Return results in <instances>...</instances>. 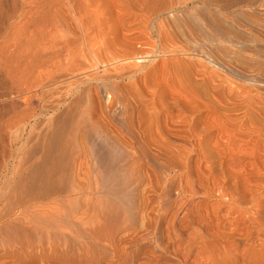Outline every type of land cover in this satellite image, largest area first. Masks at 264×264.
Here are the masks:
<instances>
[{"label": "bare ground", "instance_id": "bare-ground-1", "mask_svg": "<svg viewBox=\"0 0 264 264\" xmlns=\"http://www.w3.org/2000/svg\"><path fill=\"white\" fill-rule=\"evenodd\" d=\"M173 1L142 0V10L148 17L168 16L174 11L182 17L190 9L189 5H198V8L200 6L203 13L207 14V17L205 16L207 20H204L206 21L204 26L202 25L203 20L201 21L200 25L204 29L202 31L199 27L201 30L199 32L203 33L199 35L204 36L203 38L208 41L205 47L209 44V56L211 54L212 59L214 56L217 60L220 59V64L222 59H226L223 57L227 49L231 47H225L227 46L226 42L230 45L238 43L239 49L247 45L246 41L248 40L243 37L240 38L243 39L240 41L238 37L235 38L236 36L231 35L228 29L229 25H226L231 18L228 22L224 18L222 22L219 19L226 15L238 14L240 11L242 16L243 10L240 9H244L243 7L252 8V6L264 5V0ZM109 2L93 0L90 4H86V0H0V264H164L162 261L167 257L178 258V248H176L178 245L175 247L176 250L172 249L173 251L169 252L166 251V247L170 244L173 236L176 238L183 236L181 228L177 226L178 217L181 215L186 221V226L190 228H195L194 218L212 224L215 219L228 217L230 220H227V224H230L231 229L227 231L222 228V230L228 235H226L227 237L238 243L240 241H243L241 242L243 244L251 242L252 246L257 241L256 244L260 249L251 248L254 260L248 262L249 264H259L261 261L259 255L261 251L264 253V239L261 238L264 235L263 143H254L247 135L249 139L242 138L245 145L237 147L238 153H249L252 158L253 169L252 167L248 168V165L249 171L263 176L261 181L249 180L246 175L247 169L237 166L239 161L237 157L231 159L232 154H228L230 157L226 154L221 156L222 153L213 150L218 146V137L222 136L223 141L226 139V137L223 139V135L230 128L227 126L226 119L221 115L211 118L209 112L205 114L207 111L204 109L205 103L203 104L201 100L197 99L198 95L190 96V93H187L181 85L168 84L164 86L165 78L161 80L160 77L159 80L151 77L153 72L159 71L162 66L165 67L164 63L169 57L164 63L163 61L159 63L161 66L155 63V60L165 58L167 54L157 55L154 53V55L143 56L145 51L141 48L142 54L138 52L140 49H137L138 51L133 49L134 52L127 51L122 59L116 53L114 57L117 56L119 59H116V63L114 58L115 64H113L117 65V67L113 66L114 69L108 70L110 67L103 65V67L99 66L92 70L91 67L97 62L92 65L91 61H88L89 58L83 59L85 57L84 47H81V53L77 52L80 50L77 47L74 49H78L75 51L78 53H76L77 55L72 53L74 50L71 52L69 49L70 56H63L64 58H59L56 62L47 63L49 49L73 46L71 44H73L74 38L79 35L77 33L80 32L84 37V33L89 32L84 30L88 27L93 29L92 23L97 24L98 22L99 24V20H103V22L119 20L127 15L116 12L115 8L117 7ZM243 13L245 14L246 11ZM239 17L238 19L241 20L242 18ZM104 23L106 24V22ZM104 23L102 24L105 26ZM103 25H99V29L102 30L103 28L100 26ZM177 28L179 31V27ZM91 29L89 28V30ZM104 29L103 31H106ZM108 29L112 28L108 26ZM122 29L121 27L120 30ZM95 32L91 31L94 35L99 30ZM102 33L100 34L102 35ZM182 33L181 36L184 35ZM85 34L87 39L88 33ZM192 34H197V32ZM136 35L126 36L127 40L123 37V41L119 36L120 41L118 42L122 41L121 46H126L127 42L131 44V41L141 37V35L138 37ZM79 38H76V41ZM111 40L113 39L111 38ZM147 40L151 41V38ZM147 40L145 44L144 41L140 42L144 45L154 43L150 44ZM206 40L202 42H207ZM244 40L245 42H243ZM84 41L86 40L84 39ZM173 41L171 42L173 43ZM138 42L136 43L138 44ZM77 45L80 46V44ZM142 45L141 47H143ZM162 45L164 46V44ZM38 47H41L40 53ZM224 47L226 51L223 50ZM97 48L99 49L98 46ZM55 49L53 53L59 52ZM98 49H96L97 52ZM149 49L151 48L148 47ZM94 52L96 54V51ZM136 52L142 56H137ZM204 52L203 50L202 53ZM60 53L62 51L59 52V55ZM79 53L83 54L82 58L81 55L78 57ZM105 53L107 54V51ZM110 53L109 50L108 54ZM56 55L53 56L56 58L58 56ZM90 56L95 60L94 53L88 57ZM106 57L108 58V55ZM148 57L147 62H151L147 63L146 67L148 68L143 74L144 78L141 77L142 85L140 83L141 87L137 88L136 81L131 80L137 71L135 68L137 64L135 66L134 64L142 62L141 58ZM231 59L229 58V60ZM229 60L227 62L224 60V62L228 63ZM233 62L230 63L234 70L236 68L235 64L233 66ZM239 72L244 73L241 69ZM163 74L165 75V73ZM249 75L247 74V76ZM257 78L255 76L253 79L260 82L259 86L261 85L263 90L264 81ZM125 80H129L126 85L122 83ZM63 87L64 89H62ZM93 89H107L106 91L111 92L112 96H109L110 100L108 99L106 102L108 105L102 106L97 103L98 106H94L92 93L95 92H92ZM156 102L165 111H163V120L158 118L157 120L165 124L166 130L168 127V132L163 131L161 135L156 132L158 137L157 135L155 137L157 138L151 137L152 133L146 126L151 123V120L153 121V117L145 118L147 116L145 114L148 113H145L146 110L154 111L156 109ZM39 105L44 107L42 110L46 109L47 111H45L52 115L48 116L50 118H47V122H45L48 129L45 133L42 130L44 134L40 136L43 139L41 140L44 146L42 148H46L45 145H48L46 151H43L44 154H40V161L37 154L38 151L40 152L38 148H41L42 145L40 146L39 137L35 132L40 114L37 112ZM212 128H216L218 135L213 134ZM240 131L243 133L242 130ZM159 132L161 133V131ZM227 134L226 136H228ZM231 136H234L233 132ZM219 144L217 149L223 145ZM224 144L226 149H229L227 147L231 149V144V146H227L226 142ZM169 145L187 149L189 154L197 150L196 160L188 158L187 153H179V159H175L169 151L164 150L165 146L170 148ZM153 146L160 147L159 150H152L164 160L161 158V161H158L154 155L152 157L150 154L142 152L144 154L142 161L139 160V157H135L136 155L130 156L129 153L124 152V149L130 148L138 153L142 149L148 147L150 149ZM112 152L116 153L115 161L114 157H111L113 155L108 160V155ZM226 156L230 158L229 161H226ZM85 157H92L97 161L98 165L96 168L94 167V171L96 174L99 173V178L97 176L93 178L87 174L81 175L84 166L80 160L81 158L86 160ZM112 159L113 161L110 162ZM197 161L199 164L196 167ZM114 162L121 164L116 166ZM140 169L148 171L152 169V173H155L158 180H156L158 188L152 184L153 181L145 171L147 174L144 178L146 181L148 180L149 189L139 190L142 181ZM119 170L124 172H122L124 176L121 175L124 177H122L123 179H118L112 174L117 172L118 175ZM175 180L178 181V193L180 192L182 196L188 193L191 196L186 198L188 202L192 203L195 200L194 196L201 193H216L215 200L217 202L212 205L208 204L205 208L195 203L189 208L184 207L183 211L180 208L182 213L179 212L180 209H177L175 216L170 219L169 211L173 209L171 204L174 202H172V184ZM118 185L120 187L116 188ZM163 222L167 223L165 228V225L163 228L160 227ZM253 228L255 230L252 235ZM205 230L203 231L205 232ZM218 231L216 232L218 233ZM219 234L216 235L219 236ZM187 237L188 240L199 239V236L197 238L194 234H188ZM190 242L189 244H191ZM140 258L141 260H139ZM198 259L200 258L195 257L193 261Z\"/></svg>", "mask_w": 264, "mask_h": 264}, {"label": "rangeland", "instance_id": "rangeland-1", "mask_svg": "<svg viewBox=\"0 0 264 264\" xmlns=\"http://www.w3.org/2000/svg\"><path fill=\"white\" fill-rule=\"evenodd\" d=\"M92 1L93 0H86V4H90V2H92ZM103 1L104 2H109L110 1L109 3H112L113 5H115L117 7V8H115V9H117L116 12H122V13H125L127 15L125 17L119 19L120 21L118 19H113V21L110 20L111 22L109 20H107V21L105 20L104 22H106V24L103 22V20L102 21L99 20V24H98V22H97V24H95V22L92 23L91 26H93V29H91L92 27H88L87 28L88 30L87 29L84 30V31H89V32H85V33H88V36H89V37L87 36V39L88 40L85 38V36H86L85 33H84V37H82L83 35L80 32H78V33L76 32L79 35H77V34H76L77 36L75 35L76 37L74 38V41L76 42V44H80V46L79 45L76 46L75 42L73 41V44H71L73 46H70L71 48L70 47L67 48L68 46H65V48H63V49H68V50H63L62 48H57V49L54 48L56 51L57 50L59 52L62 51V53H60V55H59V52L53 53L54 52V49L53 48L49 49V51H48L49 57L47 55V59H46V60L49 59V61L47 63L56 62L59 58H64V57L70 56V53L75 48H77V47L80 50H78V49H76V50H78L77 52H80V53H81V47H84V56H85V57H83L82 56L83 54L81 55L79 53L78 57H80V55H81V58L83 57V59L84 58L85 59H88L89 58L88 61H91L92 65H93V63H96L97 62L96 65H93L91 67L92 70L95 69V68H97V67H99V66H102L103 67V65L105 67H108L109 66L110 68L108 67L109 68L108 70L114 69L113 66H116L117 67V65H114L115 64L114 63L115 62L114 61V58H115V60L116 59H119V58L122 59L125 56V53L127 51L130 50V51H133L134 52L133 49H135V51H136L137 49L139 50L141 48L143 51L147 52L146 54L144 52L143 53V56L144 55H148V54H150V55L153 54L154 55V53H156L157 55L158 54L159 55H166L167 54L165 58H162L163 60L162 59H159V58H157V60H155V63H158V65L161 66V64H159V63H161V61H163V63H164L165 60L169 57L168 59L170 61L167 59V61L164 63L165 64L164 65L165 66L164 67L165 69L162 66L161 69H164V70L161 71V69H160L159 71L153 72L151 77H154V79H159L161 77V80H162V78L163 79L165 78L166 80L165 79L163 80V81H165L164 82L165 83L164 86H167L168 84L169 85L170 84H175V85H179V86L181 85L182 87H184L183 89L185 91H187V93H190V96H193L194 97V96L198 95V96H196L197 99L198 100H201V102L203 104L205 103V108L204 109L207 110V111H205V114H208L207 112H209V116L211 115V118H212V116H213V118L220 117V115L223 116L226 119V122L228 124L227 126L230 127V128H232L231 130H230V128L227 130L226 134L228 133L227 134L228 136H226V134L223 135V139L226 137V139H224V141L226 142V145L227 146H231V145L233 146V147L231 146V149H230V147H227V148H229L232 151H230L229 149H226V147L224 146L225 145L224 144L225 142L221 139L222 136L221 137H218L219 138V143H221V145L223 144L222 147L220 146L219 147L220 149H217L218 146L220 145L218 143V146L215 147L213 150L216 151V152L218 151V152L222 153L221 156H223L224 154H226V155H228V154L231 155L232 154L231 155V159H234V157H237L239 159V161L241 160L240 162L239 161L237 162V166L238 167H245L247 169V173H246V171H245V173H246L248 179L249 180H256L257 179V180L261 181L263 179V176L257 175L256 173H254V171H249V169H248V168L251 169V167L253 169V165L251 163L252 162V158H250L249 153H247V154H243L242 152L241 153L240 152L238 153L237 147H240V146L245 145L244 144V141H242V138H244V137H246V139H249L250 138V140H252L254 143H257V144H262L263 143L264 144V89L262 90V88L260 87L261 85L259 86V83L260 82H256V81H254L255 79H253V78H255V76H257L259 78V80L264 81V48H263L264 47V5H257L256 7L255 6H252V8L251 7H248V8L247 7H243L244 9L241 8L240 10H243V12L246 11L245 14H247V16H245V14L242 12V14L244 15V16L242 15L243 16L242 17L241 16V11H240L239 12L240 14L239 13L238 14H235L236 16L234 14L233 15H230V16L229 15H226L228 17L224 16V17H221V19H219L222 22V19L224 18L225 21L228 22V20L231 18L229 22L232 25V27L229 24V22L228 23L225 22L226 25H229L228 26V29H229L231 35L233 37L236 36L235 38L238 37V39L240 41H242L243 39H245V40L247 39L248 41H250V42L246 41V44L247 43L248 44L245 45V46H242L239 49H238V47L240 45L238 43L237 44L236 43L235 44L231 43L232 45H230V43L226 42L227 43V46H225V43H223V45L225 47H227V48H229L230 46L231 47L232 46L235 47V48L234 47H232V48L230 47L229 49H227V51H226V48L224 47L223 50L226 51V54L223 57V58L226 57V59H224V60L227 62L229 60V58L231 59L234 56L237 58V60H236V58H232L231 60H229L228 63H226L222 59V61L224 63L221 61V64H220V59L219 58H218L219 60H217V58L215 56H214V59H212V55L211 54H210L211 57L209 56V53H210L209 44L207 45V47H205L206 46L205 44H207L208 41L205 38H203L204 36L201 37V35L203 33L202 32H199L202 29H204L203 26L205 25V22H206L204 20H207L206 19V17H207L206 15L207 14H205V12L203 13L202 8L200 6L198 8V5H195V6L194 5H189L190 7H188V8H190V9H188L187 12H186V14L184 16H182V17H181V15L176 14L175 13L176 11H174L173 14H168V16L162 15L160 17L159 16H157V17H148V15L144 13V10H142V4H143L142 3V0H103ZM171 1H173V0H171ZM176 1L177 0H175V2ZM203 14H204V16H202ZM239 15H240V17H239ZM225 17L228 18V19H226ZM238 17L239 18H242V19L240 20V19H238ZM179 18L180 19H183L184 21H181ZM172 19H173V21H172ZM246 22H249V23H246ZM102 23H104L105 26ZM159 23H160V25H159ZM201 23H202L203 26L200 25ZM153 24H154V26H153ZM99 25H103V26H100L103 29L106 27L105 28L106 31H103V29L102 30L99 29ZM108 26H109V28L111 27L112 29L111 30L108 29ZM163 26H164V28H163ZM94 27L97 29V31L99 30L98 33H96L97 31L95 32V28ZM121 27L123 28L122 30H120ZM177 27H179V31L180 32L178 31V28ZM199 27H200L201 30L199 29ZM89 28L91 30H89ZM107 29L110 30V31H108ZM117 29L119 30V32H117L118 31ZM172 29L174 30L175 33L173 32ZM196 29H197V31H196ZM115 30H117V31H115ZM91 31H92V33L95 32L96 34L93 35L91 33ZM169 31H170V33H169ZM196 32H197V34H194V35L192 34V33H196ZM100 33H102V35ZM112 33L115 35V37H113L114 35ZM127 33L128 34H131V35H128ZM168 33L170 34V36H169ZM181 33L184 34V35H182L183 37L181 36ZM200 33H201V35H199ZM136 34H138L139 36L141 35L140 38H137L138 40L131 41V44H130V42H127L125 44L126 46H121L120 43H122L123 37H125L126 40H127V37L134 36ZM146 34L149 37H146L147 36ZM96 35H98V36H96ZM138 35H136V36L138 37ZM142 35H144L145 38H144V36L142 37ZM78 36L79 37L81 36V38H79ZM92 36H94V37H92ZM117 36H118V38H117ZM119 36H120V39L122 38L121 39L122 40L121 42H118V41H120ZM184 36L186 38H188V39H186ZM70 37L73 38L72 36H70ZM168 37L170 39L175 37L173 39L174 41L172 39L170 40ZM76 38H79V40L76 41ZM111 38L113 40H111ZM142 38H144V39H146V38L147 39H150L151 38V41L152 42L151 41H148L147 39L146 40L150 44L154 42L152 44L154 47L152 45H144L146 40H144ZM200 38H201V40H200ZM202 38H203V40H202ZM240 38H243V39H240ZM81 39H83V41L85 39L86 41L83 42V41H81ZM204 39L207 42H202V41H205ZM165 40H167L169 42H167ZM245 40L243 42H245ZM88 41H89V43H88ZM138 41L139 42L140 41H144L143 42L144 44L142 42L139 43ZM171 41H173V43ZM136 42H138V44ZM98 43H99V45H98ZM110 43H112V44L110 45ZM117 43H119V44H117ZM132 43H133V45H132ZM161 43L164 44V46ZM88 44H90L89 45V48H88ZM95 45H96V47H95ZM141 45L143 47H141ZM159 45H162V46H159ZM199 45H201V46H199ZM235 45H237V46H235ZM97 46L99 47V49H100L101 52L99 51V49L97 48ZM106 46H107L108 49L105 48ZM146 46H148L149 48H151V49H149L151 52L148 50V47H146ZM165 46H166V48H164ZM90 47H91V50H90ZM131 47H132V49H131ZM160 47H161V49H160ZM186 47H188V48H186ZM201 47H202V51L203 50L205 51L204 53H202ZM38 48H39V53H40L41 47H38ZM86 48H88V49H86ZM144 48L145 49L147 48V49L145 50ZM162 48H164L163 49L164 51L162 50ZM69 49H70V51L71 50L72 51L70 52ZM85 49L87 50V52H86ZM96 49H98L99 55H98V52H97ZM141 49L139 51L138 50L137 51L142 54L143 51L141 52ZM76 50H74L72 52L75 55L78 54L77 52H75ZM82 50H83V48H82ZM104 50H105V52L107 51V54L104 52ZM109 50L111 52L110 54H108L109 53ZM228 50H229V52L232 51V50H234V51H232V52L229 53ZM88 51H90L89 52L90 54L88 53ZM94 51H96V54L98 56L97 58H96V54H95ZM92 52L95 55V60H93L92 56L88 57L89 55L93 54ZM138 52H136L137 56H142ZM162 52H164V53H162ZM102 53H105L106 56L108 55V58L105 56V54H102ZM116 53H117V56H120L119 58L117 56L114 57L116 55ZM119 53H121V54H119ZM122 53H123V56H122ZM236 53H237V55H236ZM55 54L58 55V56L56 55L58 58L57 57L55 58V56H53ZM86 55H87V57H86ZM100 55H103V56L100 57ZM204 55H205V57H204ZM238 57H239V60H238ZM241 57H243V58H241ZM50 58H51V60H50ZM110 58H111V60H110ZM141 59H142V62H136L134 64V66L137 64L136 67H135L137 69V71L133 75V78H131V80L133 82L136 81L135 83H136V87L137 88H140L141 87V85H142V82L141 81H143L142 78H144V75L143 74H144V72H146V69L148 68L146 66H148V64H150V62H151V61L147 62V59H149V57L146 58V59H144V58H141ZM215 59L217 61H219V62H217ZM252 59H254V60H252ZM159 60H160V62H159ZM106 61H109L110 64L111 63L112 64L114 63V64L113 65L111 64L112 65L111 66L110 64H108L109 62L107 63ZM231 61L232 62L234 61L232 63L233 66L235 64L234 67L236 69H234V70L232 69V66H231V63H230ZM235 61L236 62H240V63H237V64L238 65L240 64L241 66L239 65V67H237L238 65L236 64ZM242 62H244V63H242ZM116 63H117V60H116ZM227 64H229V65H227ZM237 68L241 69V71L244 72V73L241 74L239 72V69H237ZM40 70H42V69L40 68ZM138 70H139V72H140L141 75L139 74ZM162 72L165 73V75ZM247 74L248 75L249 74H252L253 76L254 75L255 76L253 77V76L249 75V76H251V77H249V76H247ZM166 75H168V76H166ZM170 79H171V81H168ZM132 81H131V83H132ZM167 81H168V83H167ZM126 82L128 84L129 83V80H125V82L122 81V83H125V85H126ZM174 82H176V83H174ZM140 83H141V85H140ZM137 85H139V86H137ZM62 89H64V87ZM60 90H61V88H60ZM106 90L107 89H101V90H99V89H97V90L95 89L94 90L93 89L92 92H95L94 94L92 93V96L94 98L93 99L94 106L97 107L99 105V103L102 106L108 105V103H106V102L110 98L109 96H112V94L110 95L111 92H109V90L108 91H106ZM108 92H109V94H108ZM97 103H98V105H97ZM206 104H207V107H206ZM157 106H159V104L157 105V102H156V104H155L156 109L154 111L153 110H146L145 113H147V112L148 113L147 114L144 113L145 115L148 116V117L147 116L146 117L144 116L147 119H150V118L153 117V121L152 120L150 121L152 123V125H150L151 123L149 124V122H147L149 125H146L147 128H148V131L150 130L149 132L152 133V136L150 135L151 137H155L157 135L156 132H158V135L163 134L162 133L163 131H167L168 132V127H167V130H166L165 124L164 123H161V122H159L157 120V118L158 119H161V120H163V118H164V113H163L164 110H163V107L162 106L161 107L160 106L157 107ZM42 108H44V107H41V105H39V107L37 108L38 109L37 112L38 113L40 112V114L38 115L39 116L38 117V120H37L38 124L36 126V131H35V132H37V136L39 137L38 140H39L40 146L42 145L41 140H43V139H41L40 136H43V134L45 133V131L48 129L47 128V124L45 122H47V118H50L52 116L51 113L46 112L47 111L46 109L42 110ZM42 111H45L47 114L45 112H42ZM43 116H44L45 119L43 118ZM48 116H50V117H48ZM159 126H162V127H159ZM162 128L163 129L165 128V129L163 130ZM237 129H239V130H237ZM42 130H44V133H43ZM240 130H242L243 133H241ZM159 131H161V133ZM228 131H231V132H228ZM212 132H213V134L218 135V131H216V128H212ZM232 132H233V135L234 136L235 135H237V136L236 137L231 136L232 135ZM153 133H154V136H153ZM158 135H157V137H158ZM247 135L249 136V138H248ZM157 137H155V138H157ZM247 145H250V144H247ZM47 146L48 145H45L46 148H42V147H44L42 145L41 148L43 150L41 148H38V150H40V152L38 151V154H37V156H39L38 157L39 158L38 159L39 161H40L41 155L44 154L43 151H46ZM171 146L172 145H169L170 148H168V146L167 147L165 146V149L164 150L167 151V152L169 151V153H171L172 156L175 159H179V156H178L179 153L180 154L181 153H185V154L187 153L188 154V158H192L194 161L196 160V155L195 154H196V152H198L197 150H196V152L189 154L187 149H183V148H180L178 146H172V147ZM224 148H225V150H224ZM152 149L153 150H155V149L159 150L160 147L157 148V147L153 146L150 149L148 147V148L142 149L140 152L138 151V153L134 149H130V148L127 149L126 148V149H124V152L129 153L130 156L132 154H134V155H136L135 157H139L140 158L139 160H142V161L144 160V158H143V155L144 154L143 153L150 154L151 156L154 155V157L158 161H161V158L163 159V157H159V155L156 154V152H154ZM220 150H222V151H220ZM112 151L116 152V150H113V149H112ZM117 151H120V150L117 149ZM228 151H230V152H233L234 151V152L233 153H230ZM141 153H142V155H141ZM111 155H113V156H111ZM230 155H228V156L230 157ZM84 156H86V155H84ZM108 156L109 157L111 156L112 158L114 157L113 158L114 161H115V159H117V158H115L116 157V153L114 154L112 152V154L110 153ZM228 156H226V161L227 160L229 161V159H230V158H228ZM109 157H108V160L111 159V157L110 158ZM85 158H86V160L83 159V158H81L82 161L79 159L80 162L83 163L82 165L84 166L83 167L81 165V168L83 167L82 168V171H81V175L82 174H87L90 177H93L94 178V176H97V178H99V176H98L99 173L96 174V171H94V167L96 168V166L98 165L97 164V161L95 159H93L92 157L91 158L85 157ZM113 159L110 162H112ZM115 163L116 162H114V164ZM245 163H246V165H245ZM118 164L120 165L121 163H118ZM118 164L116 163L115 165L116 166H119ZM196 164L197 165H195V166L197 167L198 164H199L198 161H197ZM247 166H248V168H247ZM151 170L148 171L147 169L146 170L145 169H143V170L140 169V175H141V178H142V181H141V183L139 185L140 186L139 187L140 188L139 189L140 191H142V188H145V190L149 189L148 188L149 186H148V183H147L148 180L146 181L145 178H144L147 173L150 176L151 180L153 181L152 184L155 185L156 188H158L157 187V184H156V180L157 179H156V177L154 175L155 173H152ZM145 171H147V173ZM122 172H121V170H119L118 171V175H117V172L115 173L116 175L114 173H112V174L114 175V177L117 176L118 179H120V178L123 179L124 178L123 177L124 176V174H123L124 172L123 173ZM122 174H123V176H122L123 178L121 177ZM177 183H178V181L175 180L173 182V184H172V196H173L172 197V199H173L172 202L173 201L174 202L171 204V206H172L173 209H171L169 211V218L170 219L175 216V210H177V209H180L181 208L182 211H183L184 210V207L185 208H189V207H191L195 203H196V205H199L200 207H203L204 206L203 208H205L208 204L209 205H212V203L217 202L215 200V197L217 196L216 193H212V194H202L201 193V194H199L197 196H194L195 200L192 203L191 202H188L187 199H188V197H191V196L188 193L184 194L183 196H182V194H180V192L178 193V190H177L178 185H177ZM119 187H120L119 185H118V187L116 186V188H119ZM201 191L203 192V190H201ZM263 193H264V190L262 191V194ZM181 209L179 211L180 213H182L181 212ZM227 220L229 221L230 219L228 217H225V218L222 217V218H218V220L215 219L213 221V223L211 224V223H208V222L205 223L204 221H201V220H199L197 218H194V226H195V228L194 227L190 228V227H187L186 226V221L184 220V218L181 215L180 217H178L177 226H179L181 228V231H182V235L183 236H179L177 238L175 236H173L172 239H171L170 244L167 246L168 248L166 247V251H168V252L169 251L176 250V248H178L177 249L178 250L177 251L178 258L167 257L166 260H164L162 262L164 264L165 263L166 264H182V263H184V264H241V263L242 264H244V263L245 264H249V262H251L249 260H254L253 257H252L254 253H253V251L251 252V250L252 249H255V250L256 249H260V247L256 244L257 241L254 243L255 245L253 244L252 246H251V242L250 243L247 242L249 244V247H248V244L246 242L243 244V243H241L243 241H240L239 242L240 244H239L238 242H236V241L230 239L229 237H227L228 235L222 230V228L223 229L225 228L227 231L231 229L230 224H227ZM224 222H225V224H224ZM163 225H165L164 226V228H165L166 225H167V223L163 222L160 227L163 228ZM199 225H201V226H199ZM222 225L224 227H221ZM196 228H198V229H196ZM199 228H200V230H199ZM203 230H205V232ZM221 230L224 232V234H223V232ZM254 230H255V228L252 229V235H253ZM211 231H213L212 234H210ZM216 231H218V233ZM185 232H187V233H185ZM191 232H194V233H191ZM188 234H194V236H196L197 238L199 236V239H196L195 240V238H194L192 240H188V237H187ZM216 234H219V236L216 235ZM210 235H211V237L213 235V237L211 238ZM205 236H206V238L203 239V237H205ZM261 238L264 239V235L261 236ZM189 241H191L190 242L191 244H189ZM223 249H225V250H223ZM158 254H161V253H158ZM195 257L196 258L199 257L200 259H198L196 261H193L195 259ZM259 258L261 259V261H259V264H264V253H263V251H261V254L259 255ZM182 259H183V262H182ZM139 260H141V258ZM192 262H195V263H192Z\"/></svg>", "mask_w": 264, "mask_h": 264}]
</instances>
